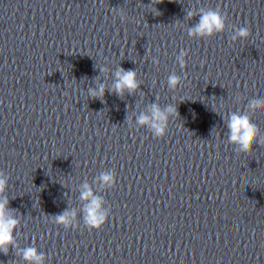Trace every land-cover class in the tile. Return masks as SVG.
<instances>
[{
  "label": "clouds",
  "instance_id": "clouds-1",
  "mask_svg": "<svg viewBox=\"0 0 264 264\" xmlns=\"http://www.w3.org/2000/svg\"><path fill=\"white\" fill-rule=\"evenodd\" d=\"M162 0H151V5L154 6L161 3ZM155 13L157 10L153 7ZM199 17L197 23L187 29V34L193 39H210L218 33H223L226 30L227 15L222 13L219 8L205 9L201 7L198 12L188 10L186 16L192 18ZM119 16L122 21L125 19V14L119 10ZM249 27H234V34L231 40L235 43L237 40H246L251 36ZM188 52L181 50L176 56V62L181 69L186 68V57ZM154 64H159L158 58H153ZM101 72H106L107 68L99 69ZM99 80V77L96 78ZM182 77L174 71L167 77V86L170 90L177 89L181 85ZM141 82L137 79V72L133 69H125L118 67L114 72V80L111 88L106 89L105 84L99 83L97 88H89L87 90L88 98L99 99L104 102L105 92L115 94L118 97H123L125 93L132 95L140 89ZM223 105L220 106L222 109ZM218 114L220 111L214 110ZM257 111H264V98H254L246 107V110L233 111L226 115V126L228 129L227 143L232 144L238 154H247L253 151V145H264V132L259 126L253 122L252 116L248 113L255 114ZM176 105H166L161 107L158 102H153L148 106L146 112H140L135 116V125L146 127L155 138H163L167 131L170 122V117H178ZM129 124H132V118L128 117ZM10 176L3 170H0V253L7 255L9 249H14L24 264H45L46 256L43 252L38 251L35 246L25 248L19 247L14 232L20 227L21 221L16 216L14 210L9 206V198L5 194L8 189V181ZM102 187L113 188L116 184L115 170L105 171L98 177ZM79 199L83 202L79 213H82L84 226L89 230H100L110 214V208L105 207V199L101 195L94 193L92 187L84 182L81 185ZM54 223L62 226L65 230L76 228L78 224V213L75 209L66 208L60 214L51 216Z\"/></svg>",
  "mask_w": 264,
  "mask_h": 264
}]
</instances>
